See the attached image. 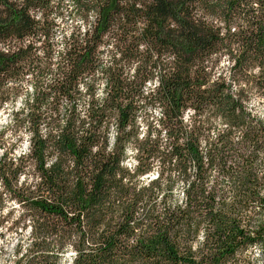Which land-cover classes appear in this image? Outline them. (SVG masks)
Instances as JSON below:
<instances>
[{
    "label": "trees",
    "instance_id": "obj_1",
    "mask_svg": "<svg viewBox=\"0 0 264 264\" xmlns=\"http://www.w3.org/2000/svg\"><path fill=\"white\" fill-rule=\"evenodd\" d=\"M62 1L0 0V106L30 131L0 161L10 263L264 264V0H68L69 33Z\"/></svg>",
    "mask_w": 264,
    "mask_h": 264
},
{
    "label": "rangeland",
    "instance_id": "obj_2",
    "mask_svg": "<svg viewBox=\"0 0 264 264\" xmlns=\"http://www.w3.org/2000/svg\"><path fill=\"white\" fill-rule=\"evenodd\" d=\"M66 4H69L68 0H63L59 7L61 16L57 21L60 27H64L66 32L69 33L71 27L78 25L81 27V31H83L80 22L68 20L67 14L70 10L66 9ZM57 38L60 37L57 36ZM230 65L225 56L217 61L218 71L221 70L227 73ZM258 96L256 91H250V95H248V109L257 120L264 122V102H261V97ZM21 107L22 103L20 99H17L14 104L0 106V161L5 158V163H8L9 160H17L28 153L30 131L27 130L25 124L23 125L24 117L22 115L18 114V117L14 118V115L22 109ZM147 116L149 118L147 117L146 121L153 126L152 120L157 115L148 113ZM13 119H17L15 124L12 123ZM145 126L146 123L140 124L138 130H145ZM43 133L44 131L42 130ZM128 162H130V159ZM17 164L19 165V163ZM20 166L24 168V176L17 179L16 185L12 178L7 179V186L10 184L13 187L16 186L17 189H25L35 184L36 177L32 164L23 162ZM149 178L154 179L155 172ZM9 190L10 188L4 187L0 182V195L3 199L0 214V264H11L13 251L18 250V246H27L29 242L30 228L28 219L15 201L12 191L10 192ZM73 254L72 251L67 250L59 259L58 264H73Z\"/></svg>",
    "mask_w": 264,
    "mask_h": 264
},
{
    "label": "clouds",
    "instance_id": "obj_3",
    "mask_svg": "<svg viewBox=\"0 0 264 264\" xmlns=\"http://www.w3.org/2000/svg\"><path fill=\"white\" fill-rule=\"evenodd\" d=\"M74 255V254H73Z\"/></svg>",
    "mask_w": 264,
    "mask_h": 264
}]
</instances>
